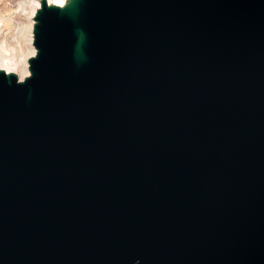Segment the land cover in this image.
<instances>
[{
	"label": "water",
	"instance_id": "1",
	"mask_svg": "<svg viewBox=\"0 0 264 264\" xmlns=\"http://www.w3.org/2000/svg\"><path fill=\"white\" fill-rule=\"evenodd\" d=\"M0 69V264H264V0H40Z\"/></svg>",
	"mask_w": 264,
	"mask_h": 264
},
{
	"label": "rangeland",
	"instance_id": "2",
	"mask_svg": "<svg viewBox=\"0 0 264 264\" xmlns=\"http://www.w3.org/2000/svg\"><path fill=\"white\" fill-rule=\"evenodd\" d=\"M4 1L0 0V40L8 56L18 60L29 47L27 35L22 27L33 21L34 15L31 17L30 13L38 3L40 6V0H22L25 13H19L15 3L8 5L9 3L5 4Z\"/></svg>",
	"mask_w": 264,
	"mask_h": 264
},
{
	"label": "bare ground",
	"instance_id": "3",
	"mask_svg": "<svg viewBox=\"0 0 264 264\" xmlns=\"http://www.w3.org/2000/svg\"><path fill=\"white\" fill-rule=\"evenodd\" d=\"M70 0H46V2L49 5H57V6H63L67 4ZM5 4L11 5L12 3H15L17 5V9L19 13H25L24 10V2L18 1V0H5ZM39 8V3L37 4L36 8H33L30 16L33 17L36 10ZM31 23L23 26V30L25 31L27 35V40L29 43L28 50L26 53L21 54L20 58L18 60L10 58L8 54L6 53V49L4 47L3 42L0 40V69L5 71L6 73H13L15 74L19 80H22L24 77L28 76V58L34 55L35 49L32 46V27H33V21H30Z\"/></svg>",
	"mask_w": 264,
	"mask_h": 264
}]
</instances>
